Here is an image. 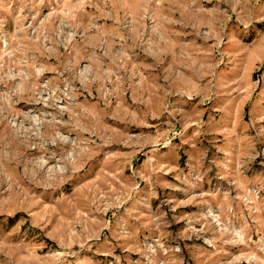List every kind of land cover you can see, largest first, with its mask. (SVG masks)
I'll use <instances>...</instances> for the list:
<instances>
[{
  "label": "rangeland",
  "instance_id": "obj_1",
  "mask_svg": "<svg viewBox=\"0 0 264 264\" xmlns=\"http://www.w3.org/2000/svg\"><path fill=\"white\" fill-rule=\"evenodd\" d=\"M0 264H264V0H0Z\"/></svg>",
  "mask_w": 264,
  "mask_h": 264
}]
</instances>
